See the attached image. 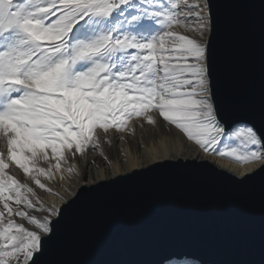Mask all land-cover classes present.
<instances>
[{
  "label": "snow or ice",
  "instance_id": "6c2138e0",
  "mask_svg": "<svg viewBox=\"0 0 264 264\" xmlns=\"http://www.w3.org/2000/svg\"><path fill=\"white\" fill-rule=\"evenodd\" d=\"M213 32L212 0H0V264H49L66 206L120 171L113 149L124 173L188 148L245 165L235 183L264 174V123L225 114Z\"/></svg>",
  "mask_w": 264,
  "mask_h": 264
},
{
  "label": "water",
  "instance_id": "95a60500",
  "mask_svg": "<svg viewBox=\"0 0 264 264\" xmlns=\"http://www.w3.org/2000/svg\"><path fill=\"white\" fill-rule=\"evenodd\" d=\"M214 85L229 117L264 123V0H212ZM232 177V178H230ZM208 161L102 181L66 206L49 264H264V174Z\"/></svg>",
  "mask_w": 264,
  "mask_h": 264
},
{
  "label": "bare ground",
  "instance_id": "6f19581e",
  "mask_svg": "<svg viewBox=\"0 0 264 264\" xmlns=\"http://www.w3.org/2000/svg\"><path fill=\"white\" fill-rule=\"evenodd\" d=\"M140 138H141V136H140L139 131L137 132V136L135 138H131L132 139V145H133V151L128 154L130 162L133 161L138 155V153L136 151V141L139 140ZM144 139H145V144L147 146H151L152 150L155 151V145L153 144L152 139L150 137H148V136H145ZM164 143L167 144L169 147H178L179 146V145H177L176 141L174 139H172V138H165ZM117 145L119 146V142L118 141H117ZM124 147L127 148L128 146L124 145ZM191 148L194 149L195 146L192 145ZM145 150H147V149H140V152H143ZM111 156H113V159L115 160V162L118 165L121 166V168H120V171L118 172V174L115 177H112L110 179H114V178H116L118 176L127 175V174H130V173L134 172V171H128L127 173L123 172V157H119L118 154H117V151L115 149L111 150ZM194 157H196V152L186 148L184 150V152L179 157H175L173 159H165V160H163L160 163L178 162V161H191V160L192 161H198V162H200V161H208V162L213 163L214 165H216L218 168L226 170V171H228L230 173H233L235 175L238 172H242L245 169V167H246L245 165H242L240 163L234 162L232 159L221 158L219 156H212V157H209L207 160H200L199 158H195L194 159ZM157 164L158 163H156V162H153L151 164L146 163L145 167L142 168V169H139V171L143 170V169H147V168H149L151 166H154V165H157ZM8 171L11 173L12 169L10 168ZM17 179H21V180L23 179V173L22 172H20V174L17 175ZM41 180H42V182L49 183V186L53 187V191L57 190L55 188V186H54V181H51V182L46 181L44 177H41ZM30 184H32L31 181H30ZM33 186H34V184H33ZM34 187L36 188L37 192L41 190V189L38 188V186H34ZM60 190L62 191V189H60ZM38 194L41 196V199L44 200V201H47L49 203H51V202L59 203L57 198H55L51 194H48V193L44 192V190L42 192L38 193ZM167 264H199V262L198 261H193V260H188V259H183V260H173V261L168 262Z\"/></svg>",
  "mask_w": 264,
  "mask_h": 264
},
{
  "label": "rangeland",
  "instance_id": "374dc122",
  "mask_svg": "<svg viewBox=\"0 0 264 264\" xmlns=\"http://www.w3.org/2000/svg\"><path fill=\"white\" fill-rule=\"evenodd\" d=\"M0 147H2V145H0ZM112 158H113V156H112ZM43 190L41 189L40 191H38V193H40V192H42ZM200 264V263H199Z\"/></svg>",
  "mask_w": 264,
  "mask_h": 264
}]
</instances>
